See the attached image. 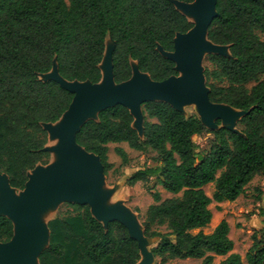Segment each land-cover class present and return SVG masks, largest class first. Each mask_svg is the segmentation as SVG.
I'll return each mask as SVG.
<instances>
[{
  "label": "trees",
  "instance_id": "obj_1",
  "mask_svg": "<svg viewBox=\"0 0 264 264\" xmlns=\"http://www.w3.org/2000/svg\"><path fill=\"white\" fill-rule=\"evenodd\" d=\"M216 10L208 38L228 45L231 56L208 55L209 98L247 112L242 133L221 126L209 130L199 116L166 101L142 105L143 137L124 105L101 110L76 133V142L100 158L106 175L114 168L110 144L155 153L156 164L133 171L126 184L155 178L173 195L162 199L149 188L154 203L143 226L145 235L156 239L151 251L157 264L186 259L215 264L217 257H224L218 264H244L233 252L227 220L210 233L203 229L212 222L213 202H233L257 176L264 178V0H217ZM193 27L171 0H0V172L11 186L23 190L28 172L48 163L42 123L57 122L73 101L74 94L57 81L39 77L54 61L68 81L99 83L111 37L116 83L132 77L131 61L154 81H163L179 71L158 48L173 52L176 35ZM204 134L211 135L207 148L194 141ZM115 152L123 164L129 162L123 147ZM209 184L215 185L212 197L205 191ZM67 207L48 222L49 246L39 255L40 264H138V241L125 225L115 220L105 227L88 205L69 202ZM163 226L166 232L158 229ZM13 236L12 220L0 215V242ZM252 239L247 264H264V229Z\"/></svg>",
  "mask_w": 264,
  "mask_h": 264
},
{
  "label": "water",
  "instance_id": "obj_2",
  "mask_svg": "<svg viewBox=\"0 0 264 264\" xmlns=\"http://www.w3.org/2000/svg\"><path fill=\"white\" fill-rule=\"evenodd\" d=\"M171 1L188 19L189 14L195 17L193 21L189 19L194 23L190 31L176 35L173 52L158 48L164 56L176 63L178 76L154 81L149 74L138 69L137 62L131 61L132 77L128 81L116 83L112 61L114 41L108 37L106 46L107 40H110L112 48L110 52L105 48L100 64L102 79L99 83L64 79L58 72L56 61L51 69L55 71V76L45 80L40 78L43 81H57L72 92L74 98L57 122L42 123L48 133L49 144L59 140L58 146L50 147L46 144L44 148L52 154L53 160L45 165L38 164L30 170L23 190L13 188L8 175L0 172V215L7 216L14 224L13 238L9 242H0V255H10L13 258L11 264H30L34 261L40 264L39 255L49 246L48 222L56 216L42 222L38 220L37 213L47 203L58 201L88 205L92 215L105 227L110 221L121 222L138 241L141 254L138 264L154 263L155 256L151 249H147V245L155 244L156 239L145 235V228L138 222L135 213L125 207L110 204L114 191L104 190L106 174L100 158L76 142V133L81 126L88 119H98L101 110L115 105L126 106L134 117L133 127L141 137L144 122L142 105L148 101H166L182 112V106L195 104L206 127L218 120L231 121L235 111L243 113L242 118L247 114L229 105L214 103L209 98L210 90L202 68L203 55L231 56L228 45H217L208 38L209 27L218 16L217 0H195L192 3ZM177 4L183 5L189 14L182 12ZM103 63L105 69L102 68ZM220 126L236 131L227 125H218L213 129Z\"/></svg>",
  "mask_w": 264,
  "mask_h": 264
},
{
  "label": "rangeland",
  "instance_id": "obj_3",
  "mask_svg": "<svg viewBox=\"0 0 264 264\" xmlns=\"http://www.w3.org/2000/svg\"><path fill=\"white\" fill-rule=\"evenodd\" d=\"M178 8L186 13L187 9L181 5L177 4ZM194 16L189 14V19L194 20ZM108 52L112 48V43L107 40L106 46ZM209 53H205L202 59V68L205 70L210 66L207 60ZM108 60V59H105ZM107 63V62H106ZM102 68L105 69V63L102 64ZM55 71H51L49 74H41L39 77L43 80L54 77ZM183 111L189 114H198V109L195 104H187L181 107ZM243 113L240 111H235L232 116L231 121L220 120L221 125H227L228 127L242 133V125L240 123ZM218 125L217 123L208 124L209 130H213ZM211 137L210 134H204L202 136H195L194 141L201 147L207 148L208 141ZM47 144L50 147L58 146L59 140L51 142L49 140ZM123 147L128 155L129 162L125 165L121 157L115 152L116 147ZM109 161L114 164V168L109 172L108 175L104 177V190L114 191L113 197L110 204L119 205L125 207L130 212L135 213L138 216V222L143 224L146 217V212L150 205L154 203L149 188H153L154 191H159L162 199L172 197L170 193L165 191L161 185H159L155 178L150 180L148 183L138 182L134 186H128L126 184L127 178L130 174L144 166H152L156 164L155 153L152 151L141 152L132 149L127 143L120 144H110L109 145ZM53 160L52 154H50V159L48 163ZM207 194L212 197L215 191V185L209 184L205 187ZM213 212L212 222L204 228V232L210 233L215 227L220 223L221 220L225 219L228 221L231 232L230 237L234 241V253L241 255L244 264H247L246 255L249 251L253 239L252 236L255 232H259L264 229V178L262 176H257L246 188L245 192L235 201H225L222 203L213 202L210 206ZM68 210L67 202L58 201L56 203H47L40 211L37 213L38 220L45 222L49 218L55 217L59 214H65ZM158 228V227H157ZM161 232H166V228L159 227ZM154 244H148L147 249L150 250ZM224 257H217L215 264H218ZM13 258L9 255H0V264H11ZM158 261L155 257L153 264H157ZM30 264H37L35 261ZM168 264H202L201 260H174Z\"/></svg>",
  "mask_w": 264,
  "mask_h": 264
},
{
  "label": "crops",
  "instance_id": "obj_4",
  "mask_svg": "<svg viewBox=\"0 0 264 264\" xmlns=\"http://www.w3.org/2000/svg\"><path fill=\"white\" fill-rule=\"evenodd\" d=\"M186 260H195V259H186Z\"/></svg>",
  "mask_w": 264,
  "mask_h": 264
}]
</instances>
